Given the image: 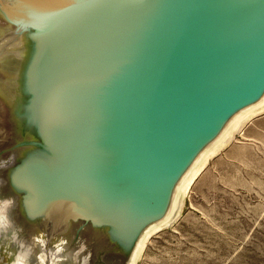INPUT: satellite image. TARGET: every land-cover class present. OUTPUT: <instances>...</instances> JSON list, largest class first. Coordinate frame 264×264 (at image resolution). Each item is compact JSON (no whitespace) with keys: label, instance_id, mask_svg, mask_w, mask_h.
I'll return each instance as SVG.
<instances>
[{"label":"water","instance_id":"95a60500","mask_svg":"<svg viewBox=\"0 0 264 264\" xmlns=\"http://www.w3.org/2000/svg\"><path fill=\"white\" fill-rule=\"evenodd\" d=\"M263 101L264 0H0V264H136Z\"/></svg>","mask_w":264,"mask_h":264},{"label":"rangeland","instance_id":"374dc122","mask_svg":"<svg viewBox=\"0 0 264 264\" xmlns=\"http://www.w3.org/2000/svg\"><path fill=\"white\" fill-rule=\"evenodd\" d=\"M210 159L136 264H264V113Z\"/></svg>","mask_w":264,"mask_h":264},{"label":"bare ground","instance_id":"6f19581e","mask_svg":"<svg viewBox=\"0 0 264 264\" xmlns=\"http://www.w3.org/2000/svg\"><path fill=\"white\" fill-rule=\"evenodd\" d=\"M261 112H264V101L259 104L258 106H256L255 108L247 111L246 113H244L243 115H241L238 119H236V121L234 122V125H232V131L229 133L220 141L218 142L210 151H208L202 158L201 163L199 164V166H197V168L195 167V169L192 171V173L189 175V177L185 180L184 185L182 186L181 191H183L182 196L184 197L191 184L196 180V178L199 176V174L203 171L204 167H206V163L208 162V160L214 156V154H216L221 148H223L224 146H226L229 142H231L233 140V138L235 137L234 132L238 129L241 130L245 124L250 121L253 117H255L256 115L261 114ZM230 129V130H231ZM181 207V202L180 204H178V208ZM178 215H170V217L161 225L156 226L155 228L151 229L148 233L147 236L144 240V243L141 244L142 246H140V249L138 251V255L140 254V252L143 250L144 248V244L145 242L155 233H157L158 231H160L161 229H163L166 226H169L171 224H173L176 219H177Z\"/></svg>","mask_w":264,"mask_h":264},{"label":"clouds","instance_id":"9594fccd","mask_svg":"<svg viewBox=\"0 0 264 264\" xmlns=\"http://www.w3.org/2000/svg\"><path fill=\"white\" fill-rule=\"evenodd\" d=\"M0 166H6V162L0 163ZM15 201L11 198L0 199V232L7 233L11 231V237L14 242L19 240L18 231L14 229L13 221L9 215L14 207ZM20 251L16 254L13 264H29L31 256V247L23 242L19 243Z\"/></svg>","mask_w":264,"mask_h":264}]
</instances>
